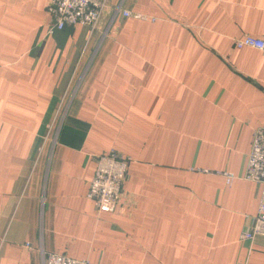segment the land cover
<instances>
[{
	"label": "crops",
	"instance_id": "1",
	"mask_svg": "<svg viewBox=\"0 0 264 264\" xmlns=\"http://www.w3.org/2000/svg\"><path fill=\"white\" fill-rule=\"evenodd\" d=\"M49 0H0V264L35 249L97 264H264L242 175L264 125V0H106L50 31ZM155 19L123 16L121 10ZM130 157L116 207L86 197L96 154ZM30 243L34 249L25 247Z\"/></svg>",
	"mask_w": 264,
	"mask_h": 264
},
{
	"label": "built area",
	"instance_id": "2",
	"mask_svg": "<svg viewBox=\"0 0 264 264\" xmlns=\"http://www.w3.org/2000/svg\"><path fill=\"white\" fill-rule=\"evenodd\" d=\"M106 0H49L47 11L50 15V31L62 29L67 25L76 23L86 24L92 27L98 19ZM123 16H131L137 19H155V17L128 10H121ZM237 48L251 47L264 53V36L242 35L234 39ZM95 167L86 192V197L92 200L96 212L112 211L119 202L122 186L127 175L130 157L108 149L94 156ZM230 183L236 178L255 181L262 185V193L258 201L256 212L252 218L249 230L240 233L239 237L251 240L256 235L264 236V125L253 130L250 149L247 154L245 169L242 175L230 171L219 172ZM25 247L34 249L30 243ZM41 255L42 264H97L88 259H78L44 250L43 247L35 248Z\"/></svg>",
	"mask_w": 264,
	"mask_h": 264
}]
</instances>
